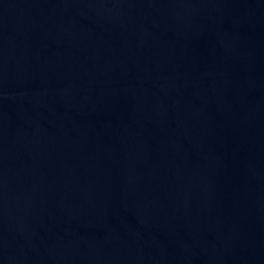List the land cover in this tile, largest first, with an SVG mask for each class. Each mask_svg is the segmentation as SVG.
Listing matches in <instances>:
<instances>
[{
	"label": "water",
	"instance_id": "obj_1",
	"mask_svg": "<svg viewBox=\"0 0 264 264\" xmlns=\"http://www.w3.org/2000/svg\"><path fill=\"white\" fill-rule=\"evenodd\" d=\"M0 264H264V0H0Z\"/></svg>",
	"mask_w": 264,
	"mask_h": 264
}]
</instances>
